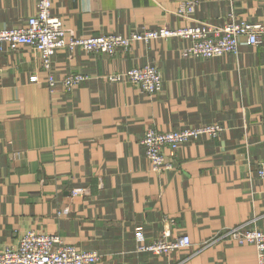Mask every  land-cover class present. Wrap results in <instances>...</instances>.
I'll list each match as a JSON object with an SVG mask.
<instances>
[{"label":"crops","instance_id":"obj_1","mask_svg":"<svg viewBox=\"0 0 264 264\" xmlns=\"http://www.w3.org/2000/svg\"><path fill=\"white\" fill-rule=\"evenodd\" d=\"M184 1L51 0V11L67 37L264 22V0H196L189 17L176 12ZM35 8V0H0V27L23 23ZM188 43L135 41L112 56L60 48L55 76L86 75L70 92L49 87L30 46L0 44V246L33 230L101 254L92 264H257L251 243H202L240 222L264 227L256 171L264 160V35L258 44L241 36L236 54L210 58L183 55ZM147 62L162 77L153 94L107 78ZM209 122L223 126L217 136L181 144L172 168L151 170L139 143L148 126ZM165 231L187 234L191 245L136 250Z\"/></svg>","mask_w":264,"mask_h":264},{"label":"built area","instance_id":"obj_2","mask_svg":"<svg viewBox=\"0 0 264 264\" xmlns=\"http://www.w3.org/2000/svg\"><path fill=\"white\" fill-rule=\"evenodd\" d=\"M196 0H186L177 7L179 14L189 17L195 9ZM35 11L25 21L13 27H0V44L14 49L19 45L30 46L40 58L45 78L50 88L57 85L72 91L86 75L66 74L60 78L53 72L52 56L60 48L79 47L87 52L104 53L109 56L119 51H127L135 41L148 42L152 39L178 37L188 40L183 47L185 56L210 58L239 51L240 37L245 36L249 44H258L264 35V22L229 18L224 24H187L178 27L163 25L155 28L132 29L127 34H99L88 37L66 36L61 17L51 11V0H35ZM111 81H125L136 85L140 91L153 94L161 88V73L153 62L133 66L121 72L107 75ZM36 75L31 76L36 81ZM223 126L219 122L187 125L178 129L160 130L148 126L139 139L151 170L162 172L173 167L172 158L177 148L190 140L203 135L217 136ZM166 150V151H164ZM257 175L261 180L264 198V160L257 163ZM224 240L238 243H251L256 249L257 264H264V227L240 222L226 226L215 232L202 244L211 245ZM191 240L187 234L171 237L169 231L163 232L150 242L140 243L137 251L153 254L172 252L189 247ZM101 254L94 250L77 248L66 243L58 234L40 233L29 230L21 234L14 245L0 246V264H92Z\"/></svg>","mask_w":264,"mask_h":264}]
</instances>
